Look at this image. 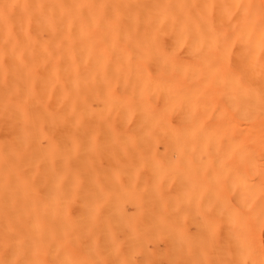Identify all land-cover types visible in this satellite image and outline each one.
Returning a JSON list of instances; mask_svg holds the SVG:
<instances>
[{"label": "bare ground", "instance_id": "1", "mask_svg": "<svg viewBox=\"0 0 264 264\" xmlns=\"http://www.w3.org/2000/svg\"><path fill=\"white\" fill-rule=\"evenodd\" d=\"M0 264H264V0H0Z\"/></svg>", "mask_w": 264, "mask_h": 264}]
</instances>
